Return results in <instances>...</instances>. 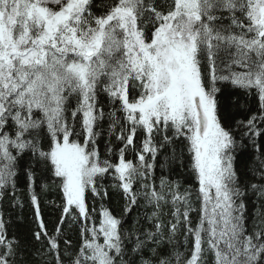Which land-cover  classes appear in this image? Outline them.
Masks as SVG:
<instances>
[{"label": "snow or ice", "instance_id": "obj_1", "mask_svg": "<svg viewBox=\"0 0 264 264\" xmlns=\"http://www.w3.org/2000/svg\"><path fill=\"white\" fill-rule=\"evenodd\" d=\"M232 90L255 110L239 98L229 110ZM262 137L264 0H0V200L23 207V177L44 264H264ZM185 162L183 191L156 184L157 167ZM137 207L149 226L138 213L124 227ZM24 251L0 213V264Z\"/></svg>", "mask_w": 264, "mask_h": 264}, {"label": "trees", "instance_id": "obj_2", "mask_svg": "<svg viewBox=\"0 0 264 264\" xmlns=\"http://www.w3.org/2000/svg\"><path fill=\"white\" fill-rule=\"evenodd\" d=\"M96 2H100V0H96ZM239 98L241 103H247L253 107V110L257 107L258 102H254L250 96L244 95V93L240 90H232L231 95L227 97H221L222 103L229 109H231L232 101ZM107 111V109H105ZM106 136L99 140V150L103 156L105 153V140ZM259 143L264 145V137L260 138ZM250 155H255V153H251ZM132 157L129 156V159ZM162 162V159H161ZM171 174L169 176V170L165 168L161 170L159 167L155 170L156 176V184L159 185L160 177L163 175L165 177H169L173 181H179L181 185V191L189 184L193 183L192 177L186 171L187 169V162H185V168L181 169L179 164L171 165ZM104 183L108 186L109 190V199L104 201V204L111 208V210L119 216L123 212L124 201L120 195H118L112 188L111 184L113 183L112 179L109 177L107 178ZM49 184L51 182L49 181ZM17 195L20 196L21 203L23 207L20 205H13L9 196H5L3 200H0V213H3V218L7 223V232L9 237L14 236L19 241V246L21 249H25L23 254L21 255L18 253L17 255V264H44V260L47 257H41L37 255L38 250H42L41 242H37L34 240L32 236V232L35 230V224L33 222V212L30 206V202L28 200L27 193L25 191V186L23 182V177H20V182L18 183V191ZM194 198V197H193ZM92 196L89 193V204L92 203ZM49 201H54V203H48ZM256 201L255 196H250L247 203H248V226L249 230H251V226L253 223L252 213L255 211L254 202ZM60 203L59 197L57 192L53 188H49L48 192L41 197V207H42V215L45 223L48 226V230L51 234L52 229L54 228L55 224L58 223V216L59 211L57 210V205ZM99 201H97V207H99ZM143 205V201L140 202ZM145 209L143 207H137L133 210L131 215L127 216L126 223L124 227H130L132 225V221L137 218L138 213L140 214L141 224L143 227H148L146 221L143 220V213ZM147 211H151L149 208ZM165 212L169 211L168 207H165ZM167 219V217H165ZM193 219H195V214L193 215ZM79 225H73L71 218H69V222L64 225L65 232L72 240L74 244H78L79 242ZM71 229V230H69ZM181 243L177 247V251L183 253L185 256L190 254L189 250L183 246V233L177 236L176 238ZM63 248V245H61ZM167 247L164 249V252L167 253ZM205 258L208 260V264H211V256L210 254H205ZM173 264H175V260H173Z\"/></svg>", "mask_w": 264, "mask_h": 264}]
</instances>
